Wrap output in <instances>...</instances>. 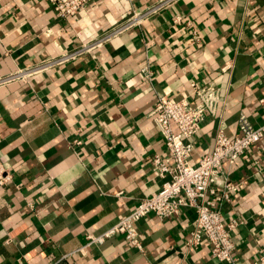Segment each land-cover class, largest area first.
Wrapping results in <instances>:
<instances>
[{"label":"crops","instance_id":"crops-1","mask_svg":"<svg viewBox=\"0 0 264 264\" xmlns=\"http://www.w3.org/2000/svg\"><path fill=\"white\" fill-rule=\"evenodd\" d=\"M160 1L92 0L63 18L49 0H0V78L33 70L0 84V154L12 174L0 189V264H230L212 258L207 240L188 246L194 208L141 219L142 249L122 237L85 247L87 234L113 226L165 181L151 167L167 154L152 115L157 97H187L193 82L219 89L216 114L192 138L194 164L220 128L239 132L242 115L264 123V0H176L105 38ZM147 64L152 82L141 74ZM224 168L240 183L224 218L242 220L233 232L237 257L256 264L264 140Z\"/></svg>","mask_w":264,"mask_h":264},{"label":"built area","instance_id":"built-area-1","mask_svg":"<svg viewBox=\"0 0 264 264\" xmlns=\"http://www.w3.org/2000/svg\"><path fill=\"white\" fill-rule=\"evenodd\" d=\"M92 0H49L63 18L73 16L84 10ZM176 0H161L144 13L134 12L133 16L121 27L105 38L119 33L125 28L132 27ZM180 22V17L174 18ZM187 26L192 27L190 21ZM194 40L202 43V35L197 29H191ZM100 41L91 45H84L82 51H89ZM70 54V56L76 55ZM69 57V56H68ZM67 57V58H68ZM66 57L49 61L41 68L49 67L58 62H64ZM149 63V62H148ZM228 67H225L226 70ZM33 70H21L7 77L0 78V84L18 78L32 75ZM143 77L152 82L156 73L150 64L141 69ZM191 95L175 98L171 95L157 97L155 108L152 111L154 121L167 149V154H156L151 159V167L155 176L165 179L161 188L148 197H143L136 206L124 215L117 223L100 234H87L85 247L100 246L112 237H122L132 247L142 249L137 223L150 214L160 219L181 215L188 208H194L196 218L188 239L190 248L199 247L204 240L211 244L212 258L218 262L240 264L236 253V243L233 232L242 223L234 218L226 221L222 211L224 202L233 199L240 188V183L230 179L224 168V163L230 164L244 157L255 145L264 140V123L254 126L246 115L238 121L239 132L235 136H228L223 127L215 137L213 149L199 159L191 162L194 142L192 138L200 130L206 114H216L220 102L219 89L210 84H191ZM262 102L264 100H261ZM12 180V174L5 166L0 154V189ZM260 259L256 264H264V247L260 250ZM57 264V262L47 263Z\"/></svg>","mask_w":264,"mask_h":264}]
</instances>
